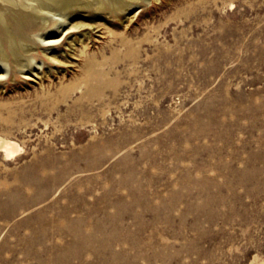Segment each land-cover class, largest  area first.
<instances>
[{
  "label": "rangeland",
  "instance_id": "1",
  "mask_svg": "<svg viewBox=\"0 0 264 264\" xmlns=\"http://www.w3.org/2000/svg\"><path fill=\"white\" fill-rule=\"evenodd\" d=\"M128 1L0 72V264H264V0Z\"/></svg>",
  "mask_w": 264,
  "mask_h": 264
},
{
  "label": "bare ground",
  "instance_id": "2",
  "mask_svg": "<svg viewBox=\"0 0 264 264\" xmlns=\"http://www.w3.org/2000/svg\"><path fill=\"white\" fill-rule=\"evenodd\" d=\"M132 4L128 0H0L1 75L32 69L37 64L31 53L33 42L47 41L46 38L53 37L72 13L108 11L115 15L129 9ZM80 23L82 21L76 24ZM95 65L90 61V78L101 76ZM22 150L23 146L18 140L0 135V151L6 157L11 158Z\"/></svg>",
  "mask_w": 264,
  "mask_h": 264
}]
</instances>
